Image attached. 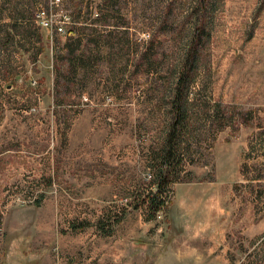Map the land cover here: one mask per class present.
<instances>
[{"label": "rangeland", "instance_id": "obj_1", "mask_svg": "<svg viewBox=\"0 0 264 264\" xmlns=\"http://www.w3.org/2000/svg\"><path fill=\"white\" fill-rule=\"evenodd\" d=\"M197 33L184 162L150 221ZM0 214V264H264V0H0Z\"/></svg>", "mask_w": 264, "mask_h": 264}, {"label": "trees", "instance_id": "obj_2", "mask_svg": "<svg viewBox=\"0 0 264 264\" xmlns=\"http://www.w3.org/2000/svg\"><path fill=\"white\" fill-rule=\"evenodd\" d=\"M202 40V36L198 33L194 36L177 75L178 79L173 90L172 101L169 103L170 119L165 141L153 160L159 163L156 164L157 175L155 180L158 191L144 201H140L142 205L136 206L137 210L141 207L145 208L147 218L150 221H154L157 215L166 208L167 202L162 198L169 186V175L171 170L178 168L184 162L185 155L181 153V149L184 143L183 139L190 128V110L188 109L190 90L197 81L196 72L200 65ZM2 223V215L0 214V227Z\"/></svg>", "mask_w": 264, "mask_h": 264}, {"label": "built area", "instance_id": "obj_3", "mask_svg": "<svg viewBox=\"0 0 264 264\" xmlns=\"http://www.w3.org/2000/svg\"><path fill=\"white\" fill-rule=\"evenodd\" d=\"M57 2H60V0H51V4H52V9L54 8V6L57 5ZM40 19L42 18V16L39 17ZM43 20L44 23L46 24V26L51 30V31H56L57 32H64V28L63 26H59L57 23H55L54 20H52V16L47 15V17L43 16Z\"/></svg>", "mask_w": 264, "mask_h": 264}]
</instances>
